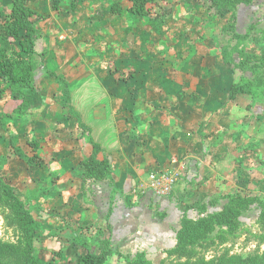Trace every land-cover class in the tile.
Masks as SVG:
<instances>
[{
	"label": "crops",
	"instance_id": "1",
	"mask_svg": "<svg viewBox=\"0 0 264 264\" xmlns=\"http://www.w3.org/2000/svg\"><path fill=\"white\" fill-rule=\"evenodd\" d=\"M119 2L58 0L53 7L51 0H28L40 35L39 68L57 76L38 79L27 116L14 114L16 102L7 94L0 98V176L18 186L8 136L21 138L26 129L42 142L40 156L51 171L27 169L24 185L40 193L28 196L53 215L58 240L64 242L67 217L73 228L91 226L97 235L107 221L114 253L141 252L158 264L175 246L184 214L202 216L196 204L205 214L219 211L224 202L212 205V198L251 184L247 170L259 150L251 132L260 133L252 121L264 116V107L227 100L236 75L214 43L225 18L204 23L196 0H174L165 26L148 34L134 25L140 23L135 15H112ZM83 56L87 78L80 80L73 67ZM109 68L124 70L127 81L115 79ZM92 141L96 158L109 159L110 178L83 179ZM165 169L179 179L172 194L158 196L147 187L148 176Z\"/></svg>",
	"mask_w": 264,
	"mask_h": 264
},
{
	"label": "trees",
	"instance_id": "2",
	"mask_svg": "<svg viewBox=\"0 0 264 264\" xmlns=\"http://www.w3.org/2000/svg\"><path fill=\"white\" fill-rule=\"evenodd\" d=\"M113 4L110 11L115 17L135 15L148 34H156L161 30L174 13V0H123ZM203 22L213 18H225L219 33L214 38L215 47L225 64L232 65L236 79L231 83L227 100L239 103L253 100L256 105L264 107V55L251 53L247 50L245 40L247 32L238 31L239 12L254 0H196ZM56 7L58 0H51ZM36 12L30 7L28 0H11L5 3L0 0V98L5 94L16 102L14 112L22 114L30 111L36 100V83L41 76L55 77L56 72L41 71L37 49L39 32L33 23ZM132 26V25H131ZM264 40V28L258 29ZM115 79L127 81L124 70L109 68ZM70 93L65 99L68 100ZM71 108V103L68 104ZM73 111H69L68 115ZM8 117V116H5ZM91 141V137L89 138ZM11 142V136H8ZM93 154L82 161L83 179L103 180L111 177V165L107 157L96 158L98 145L92 141ZM225 200L222 208L216 212L205 214V207L195 204L203 212L196 218H188L185 214L180 218V228L174 247L165 251L166 257L158 264H264V251L254 250L246 255L231 253L224 249L219 254L208 258L199 249L235 239L247 232L264 243V233H252L242 228L240 217L253 204L261 207L264 218V202L256 195L244 194L236 190L233 193L212 198L209 203L214 205ZM0 203L7 213L4 215L8 224L15 225L21 235V242H9L0 238V264H153L144 253H136L133 257L114 253L111 247V228L107 221L103 225V234L91 226H70V218H65L64 229L66 240L79 247L73 260H60V250H52L49 259L38 256L35 241L42 237L44 222L40 211L19 197L11 185L0 176ZM46 215V214H45ZM109 212L107 214L108 219ZM112 259V260H111Z\"/></svg>",
	"mask_w": 264,
	"mask_h": 264
},
{
	"label": "rangeland",
	"instance_id": "3",
	"mask_svg": "<svg viewBox=\"0 0 264 264\" xmlns=\"http://www.w3.org/2000/svg\"><path fill=\"white\" fill-rule=\"evenodd\" d=\"M121 1L122 0H120V2ZM250 6L251 7L248 8L249 11H246L247 17L244 16V12L242 13L241 20L238 21L237 28L242 34L246 32L248 34L245 40L247 50L251 53L264 55V40L262 39L261 33L258 31V29L264 28V0H254ZM123 15L126 17L129 16L126 14ZM244 17L246 19H244ZM126 24L129 23L126 22ZM86 59L87 57L83 56L81 63H79L76 67H73V69L78 70V73L74 78H78L80 80L87 78V67L84 64ZM259 106L260 105H257V107ZM30 111L24 112L22 114H17L14 112V114L19 118L29 115ZM75 118L77 117L75 116ZM252 125L254 129L257 128V130H260V133L254 131L252 134L251 132V138H256L253 144L254 146H258L259 150L256 154L259 156L256 155L254 157V160L251 162V169L247 170V176L251 179V184L244 186L241 191L244 194L256 195L259 200L264 202V116L254 118ZM30 136L31 134H28V131L25 129L23 130V135L21 138L17 139L16 137H11V142L8 141V149L10 148L8 158L12 160L11 168L13 170V176L15 177L16 184L18 185L13 187L19 197L23 198L27 203H29L30 206L40 211L44 221L42 223L43 228L41 229L42 237L34 243L38 250V256H40L42 259H49L52 256V250L56 249L61 251L60 256H58L60 260H68V258L73 259L77 254V247L72 246L70 242H67L66 235L61 237V240L64 242L58 240V235L55 234L57 222L53 218V215L33 206L30 196H28V194H32L38 198L40 193L38 190L33 188L31 189L32 186L28 187L24 185V178L29 175V171H27V169H38V174L43 169H47V173L51 171L50 167L48 166L49 162L45 166L43 162L44 160L40 156L42 142H36L35 138L30 139ZM241 155L242 154H240V156ZM240 156L237 158L239 159ZM237 174H239V172ZM222 201L225 202V200ZM261 210V207L255 203L248 210L242 213L240 222L244 230H248L252 233H264V218L262 219ZM6 213V209L3 208L0 203V238L9 242H21V235L18 232V229L15 227V225L8 224L6 221L4 216ZM224 249H228L231 253L246 255L254 250L263 252L264 243H259L256 238L249 235L247 232H244L235 239H229L222 244L217 241L215 245H210L207 248L199 250L201 253L210 258L214 254H219Z\"/></svg>",
	"mask_w": 264,
	"mask_h": 264
},
{
	"label": "built area",
	"instance_id": "4",
	"mask_svg": "<svg viewBox=\"0 0 264 264\" xmlns=\"http://www.w3.org/2000/svg\"><path fill=\"white\" fill-rule=\"evenodd\" d=\"M179 173L171 169L152 172L148 176L147 187L158 196H168L174 192Z\"/></svg>",
	"mask_w": 264,
	"mask_h": 264
}]
</instances>
